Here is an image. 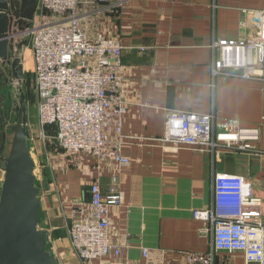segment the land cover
Returning <instances> with one entry per match:
<instances>
[{"label":"crops","instance_id":"obj_1","mask_svg":"<svg viewBox=\"0 0 264 264\" xmlns=\"http://www.w3.org/2000/svg\"><path fill=\"white\" fill-rule=\"evenodd\" d=\"M255 12H264V0H122L104 19L105 32L123 48L119 97L124 105L122 155L129 165L118 167L86 155L67 158L61 152L53 156L49 187L41 193L37 186L39 228L47 231L54 257L78 260L63 227L71 206L89 199L92 182L107 196L112 178L117 179L122 201L109 209L110 239L120 248V260L137 263L142 262V248L162 250L172 260L184 251L211 249V235L200 232L203 222L192 213L211 207L215 173L243 177L252 194L264 201V153L173 149L159 141L168 110L194 111L258 127L264 150V81L210 73L211 43L249 36ZM117 261L108 257L87 264ZM214 264L257 263L245 262L238 252H215Z\"/></svg>","mask_w":264,"mask_h":264},{"label":"built area","instance_id":"obj_2","mask_svg":"<svg viewBox=\"0 0 264 264\" xmlns=\"http://www.w3.org/2000/svg\"><path fill=\"white\" fill-rule=\"evenodd\" d=\"M121 2L37 0L30 28L9 37L13 44L25 39L30 51L37 124H29V143L33 129L38 128L39 137L52 139L64 157L86 155L98 162L111 160L118 167L129 165L122 155L124 105L119 97L123 48L101 25ZM251 20L254 30L249 36L211 43L212 77L264 81V12H255ZM48 131L52 136H47ZM260 140L258 127H243L233 118L168 110L159 141L173 149L260 154L264 153ZM112 182L107 196L92 182L89 199L69 210L70 248L82 264L108 257L118 260L117 264H214L215 252H238L247 263L264 264V201L252 194L243 177L215 173L211 207L192 213L194 220L203 222L200 232L211 235L210 250L184 251L172 260L165 259L162 250L142 248L141 263L120 260V248L110 239L109 209L122 201L117 179L113 177Z\"/></svg>","mask_w":264,"mask_h":264},{"label":"water","instance_id":"obj_3","mask_svg":"<svg viewBox=\"0 0 264 264\" xmlns=\"http://www.w3.org/2000/svg\"><path fill=\"white\" fill-rule=\"evenodd\" d=\"M36 5L37 0H0V122L15 116L13 125L0 132V264H59L48 250L47 231L39 228V188L27 120L35 96L23 90L21 51L27 41L13 44L9 38L30 28ZM8 92L11 107L4 115ZM7 133L11 140L5 151Z\"/></svg>","mask_w":264,"mask_h":264},{"label":"rangeland","instance_id":"obj_4","mask_svg":"<svg viewBox=\"0 0 264 264\" xmlns=\"http://www.w3.org/2000/svg\"><path fill=\"white\" fill-rule=\"evenodd\" d=\"M21 55L23 58V65H24V82H23V90L25 93H34V77L32 74V64L30 60V51L28 48H24L21 51ZM8 101L11 102L12 93L8 92ZM7 101V102H8ZM7 105H10L7 103ZM11 107V105H10ZM12 117H10L8 123L9 125H13L15 116L13 113H11ZM27 120L28 124L31 126H35L37 124V115H36V107L35 103L28 106L27 111ZM47 136H52L50 131L46 132ZM11 140V134L7 133V143L9 145ZM29 150L31 153V156L33 160L35 161V177H36V185H39L41 187V193L46 190L49 187V184L51 183V168H49V164L53 163V156H55L56 153H59L58 149L55 147L54 141L52 139H43L39 137V131L38 128L33 129L31 134V140L29 143ZM50 162V163H49ZM67 224H65V227H63L64 230L67 229ZM63 230V232H64ZM67 233V230H66ZM68 236V235H67ZM75 255V254H74ZM54 257V256H53ZM59 264H82L80 261L76 259H69L65 261H61L58 257H54ZM59 259V260H58Z\"/></svg>","mask_w":264,"mask_h":264},{"label":"flooded vegetation","instance_id":"obj_5","mask_svg":"<svg viewBox=\"0 0 264 264\" xmlns=\"http://www.w3.org/2000/svg\"><path fill=\"white\" fill-rule=\"evenodd\" d=\"M22 63H23V58H22ZM23 69H24V65H23ZM23 82H24V73H23ZM3 91H5V89H4ZM8 104L11 105L10 102H8ZM10 105H6V104H5L6 107H3V114H4V115L6 114V108H9ZM9 115H10V113L8 114V116H9ZM11 115H12V114H11ZM10 117H12V116H10ZM8 121H9V120H8ZM8 121H7V122H4V125H3V122H0V132L3 131V130H5V127L8 128V127L12 126V125H9ZM6 142H7V141H6ZM7 149H8V144L5 145V151H7Z\"/></svg>","mask_w":264,"mask_h":264},{"label":"trees","instance_id":"obj_6","mask_svg":"<svg viewBox=\"0 0 264 264\" xmlns=\"http://www.w3.org/2000/svg\"><path fill=\"white\" fill-rule=\"evenodd\" d=\"M26 94H27V93H26ZM27 95H29V93H28Z\"/></svg>","mask_w":264,"mask_h":264}]
</instances>
